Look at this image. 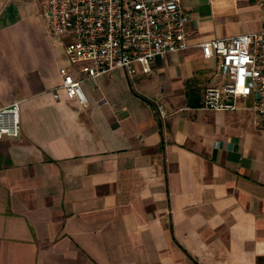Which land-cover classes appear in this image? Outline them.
<instances>
[{"label":"crops","instance_id":"crops-1","mask_svg":"<svg viewBox=\"0 0 264 264\" xmlns=\"http://www.w3.org/2000/svg\"><path fill=\"white\" fill-rule=\"evenodd\" d=\"M261 1L182 0L185 50L84 79L40 0H0V108L20 115L0 140V264H264V138L247 109H202L217 59L198 46L260 31Z\"/></svg>","mask_w":264,"mask_h":264},{"label":"built area","instance_id":"built-area-1","mask_svg":"<svg viewBox=\"0 0 264 264\" xmlns=\"http://www.w3.org/2000/svg\"><path fill=\"white\" fill-rule=\"evenodd\" d=\"M40 4L47 32L84 79L114 70L132 78L136 63L148 72L155 58L188 47L182 0H40ZM259 8L264 21V0ZM198 46L203 58L217 59L218 79L204 89L202 109H247L264 138V26L258 32ZM58 75L67 97L86 105L82 79L67 67L60 68ZM245 100L251 105L245 106ZM19 132V102L0 108V140L18 138Z\"/></svg>","mask_w":264,"mask_h":264},{"label":"rangeland","instance_id":"rangeland-1","mask_svg":"<svg viewBox=\"0 0 264 264\" xmlns=\"http://www.w3.org/2000/svg\"><path fill=\"white\" fill-rule=\"evenodd\" d=\"M39 31V30H38ZM33 39L36 40V42H39V39H40V35H39V32H33ZM55 46V44H53ZM64 59V57H63Z\"/></svg>","mask_w":264,"mask_h":264}]
</instances>
